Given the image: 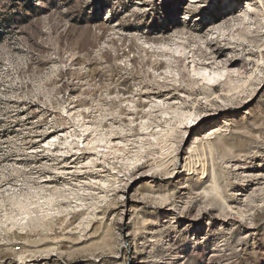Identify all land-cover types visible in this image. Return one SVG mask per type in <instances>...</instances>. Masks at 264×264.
I'll use <instances>...</instances> for the list:
<instances>
[{
    "label": "rangeland",
    "instance_id": "rangeland-1",
    "mask_svg": "<svg viewBox=\"0 0 264 264\" xmlns=\"http://www.w3.org/2000/svg\"><path fill=\"white\" fill-rule=\"evenodd\" d=\"M0 264H264V0H0Z\"/></svg>",
    "mask_w": 264,
    "mask_h": 264
},
{
    "label": "bare ground",
    "instance_id": "bare-ground-1",
    "mask_svg": "<svg viewBox=\"0 0 264 264\" xmlns=\"http://www.w3.org/2000/svg\"><path fill=\"white\" fill-rule=\"evenodd\" d=\"M207 74V73H206ZM202 75H203V72H202ZM219 75H220V73H218V71L217 72H212V74L211 75H206L205 77H203V79L206 81V83L207 84H211V83H209V81H212V83H216L218 80H220V79H218V77H219ZM230 90V89H229ZM218 129H219V127H216V126H211L210 128H208L207 130H205V134H204V136H209V134L211 133V134H213V133H215L216 131H218ZM196 138V137H195ZM195 141H197V140H195ZM194 144V143H193ZM195 147V146H194ZM192 153V152H191ZM193 156V155H192ZM171 171V170H170Z\"/></svg>",
    "mask_w": 264,
    "mask_h": 264
},
{
    "label": "snow or ice",
    "instance_id": "snow-or-ice-1",
    "mask_svg": "<svg viewBox=\"0 0 264 264\" xmlns=\"http://www.w3.org/2000/svg\"><path fill=\"white\" fill-rule=\"evenodd\" d=\"M209 83H212V81H209ZM144 129H141V131H143Z\"/></svg>",
    "mask_w": 264,
    "mask_h": 264
}]
</instances>
